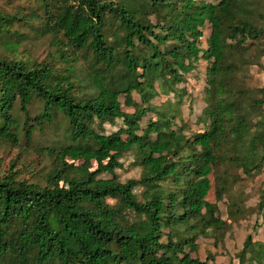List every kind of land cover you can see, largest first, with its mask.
I'll return each mask as SVG.
<instances>
[{
    "label": "trees",
    "instance_id": "16d2710c",
    "mask_svg": "<svg viewBox=\"0 0 264 264\" xmlns=\"http://www.w3.org/2000/svg\"><path fill=\"white\" fill-rule=\"evenodd\" d=\"M263 56L264 0H0V146L51 160L44 183L0 172V264H211L199 240L233 230L220 202L263 225L264 181L254 207L245 183L264 171V85L250 83ZM201 60L192 129L153 99L183 103ZM133 93L147 100L126 111ZM49 125L61 136L36 142ZM127 153L140 175L122 181ZM245 244L264 264L252 233Z\"/></svg>",
    "mask_w": 264,
    "mask_h": 264
},
{
    "label": "rangeland",
    "instance_id": "374dc122",
    "mask_svg": "<svg viewBox=\"0 0 264 264\" xmlns=\"http://www.w3.org/2000/svg\"><path fill=\"white\" fill-rule=\"evenodd\" d=\"M6 3L4 2L2 7L4 8ZM210 34L209 25L205 28V36L203 37V42L206 44V37ZM47 47V41H36L30 45V49L33 54L39 57L45 55ZM208 63L204 60L200 61L198 67V73L187 74V83L179 84L180 87L186 86L188 89V95L182 103L180 97L174 93L161 94L153 99L154 103L158 106L169 107L171 105V111L179 112L178 120L181 122L182 119H187L191 124L192 129H197L199 124L197 123L198 115L202 110V103H197V99L200 97V92L204 87L203 78L206 75ZM251 79L250 83L252 85H264V56L262 57L261 65H253L250 69ZM189 96V97H188ZM190 97L195 100V105L193 106V113L190 114ZM146 96H142L139 93H133L132 95L125 94L122 95L121 101L123 104V109L126 111L134 110L135 102L146 101ZM209 126L212 125L211 122L208 123ZM117 126L107 124L106 131L112 132ZM61 136V129L58 125H49L45 128L44 132H37L35 135L36 142L44 143L46 145L51 144L54 140ZM69 158H74L73 155ZM133 155L132 153H127L124 158L123 168L116 170L118 177L125 181L128 178L139 177L140 168H136L132 165ZM50 157L47 154L38 152L37 150H22L20 148H15L11 146H0V172L6 173L11 170L18 172L20 178L26 179L30 182L44 183V174L50 167ZM78 164L84 165L87 169H94L97 166L95 161L86 164L84 160L77 161ZM111 176V175H110ZM264 181V171L258 177L256 182L247 181L246 189L250 193L246 204L250 207H254L259 200V185ZM208 199L212 202L216 200L214 187L208 195ZM111 203L116 204L117 200H110ZM222 210V216L231 222L233 225V230L225 234L224 239L219 241L217 245L213 238H201L200 250L197 255L205 260L207 258L208 252L215 253V261L210 260L211 264H252L251 257V247L245 244V239L248 234L252 233L254 239L259 241V251L260 257L264 256V224L259 225L256 223L257 214L251 215L247 219L236 221L234 218L229 217L226 212V208L223 203H219ZM264 215V213H263ZM263 216H259V222H262ZM239 252L241 254L239 255ZM196 255V253H194ZM232 258V259H231Z\"/></svg>",
    "mask_w": 264,
    "mask_h": 264
}]
</instances>
